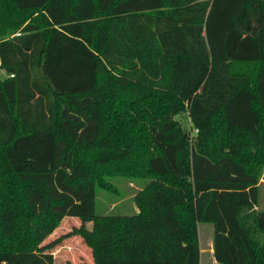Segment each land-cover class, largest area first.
<instances>
[{"label": "trees", "instance_id": "16d2710c", "mask_svg": "<svg viewBox=\"0 0 264 264\" xmlns=\"http://www.w3.org/2000/svg\"><path fill=\"white\" fill-rule=\"evenodd\" d=\"M0 70V264L64 217L92 264H199L200 222L264 264V0H0ZM112 175L134 214H96Z\"/></svg>", "mask_w": 264, "mask_h": 264}, {"label": "rangeland", "instance_id": "374dc122", "mask_svg": "<svg viewBox=\"0 0 264 264\" xmlns=\"http://www.w3.org/2000/svg\"><path fill=\"white\" fill-rule=\"evenodd\" d=\"M4 75L5 72L0 70V76ZM181 121L184 128H190L189 118L183 117ZM107 180L112 183L114 189L96 188V214L131 215L137 212L138 206L134 202V195L148 179L112 175L108 176ZM260 183L262 202H264V171H262ZM79 224L80 221L76 217H64L59 226L45 239V241L59 239L52 249L54 264H66L67 261H71L73 264H92L90 250L80 236L69 234L72 227H77ZM87 225L91 226L90 223ZM212 237L213 225L210 222L198 223L199 264H219L213 256Z\"/></svg>", "mask_w": 264, "mask_h": 264}]
</instances>
